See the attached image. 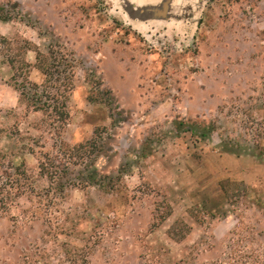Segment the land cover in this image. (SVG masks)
<instances>
[{"label":"rangeland","instance_id":"374dc122","mask_svg":"<svg viewBox=\"0 0 264 264\" xmlns=\"http://www.w3.org/2000/svg\"><path fill=\"white\" fill-rule=\"evenodd\" d=\"M117 1L0 0L8 16L0 21L8 41L0 42V188L15 181V158L26 171L16 179L23 195L15 182L4 192L11 201L0 208V264H25L24 256L38 264H222L236 216L251 211L242 198L229 204L220 184L256 188L264 201V158L224 153L216 135L198 140L175 128L212 122L224 137L264 134V0H172L164 21L139 27ZM58 44L75 60L61 129L20 100L8 62L34 66L36 49ZM28 77L42 81L32 67ZM96 129L95 164L112 175L122 166L120 191L70 187L44 215L41 154L65 162L63 144L84 143ZM143 148L149 155L138 159ZM255 216L263 227L262 213ZM69 228L72 236L54 239Z\"/></svg>","mask_w":264,"mask_h":264},{"label":"trees","instance_id":"16d2710c","mask_svg":"<svg viewBox=\"0 0 264 264\" xmlns=\"http://www.w3.org/2000/svg\"><path fill=\"white\" fill-rule=\"evenodd\" d=\"M7 19L8 16L5 14L4 8L0 6V21ZM1 41L8 43L3 36H0ZM35 54L34 66H31L23 59L19 61L20 65L16 66V61L7 56L10 68L13 71L11 86L17 91L20 100L25 102L28 108L36 112H42L49 119H52L57 129H61L69 117L67 103L74 89L75 60L72 54L59 44L48 45L45 51L36 49ZM31 67L36 69L41 75L42 81L40 83L29 80L28 72ZM175 128L178 131L188 130L198 140L212 139L213 135H216L218 148L224 153L236 155L257 154L259 158H264V134H257V139L254 140L248 139L246 135H239L238 138L224 137L216 134V128L212 122L203 125L195 121H178L175 122ZM102 140L101 130L96 129L93 137L84 143L75 146L63 144L65 162H59L53 154H41L38 161V171L49 182L47 189L43 190V195H41V197L47 199L41 206L44 215L52 213L53 207L61 203L63 194L70 187H96L106 192L116 193L120 191L117 183L124 173L122 166L118 169L116 175H112L101 172L95 164L97 154L102 150ZM147 153L143 148L137 154V158L143 159L149 155ZM12 167L15 181L9 184L6 183L0 188L1 209L6 208V203L11 201L9 200L11 199L10 195L5 196V190L7 192L8 187L11 189L14 182L19 185L16 180L18 176L24 177L26 175L23 160L15 158L12 162ZM62 179H66L64 184L61 183ZM230 185L232 187H229ZM220 189L229 204L236 207L241 204L242 198L246 204L244 210L251 211L248 217L244 215L246 213L244 211V214L236 216V222L229 231L224 251L221 253V263L264 264V226L261 227V219L255 216V212H260L264 217V201L259 197L257 189L232 182L221 183ZM17 191L18 195L25 193L24 188H21L20 185ZM51 194H56L58 197H52ZM204 210L210 218H215L219 214L218 212H209L206 208ZM76 224L74 223L73 226L75 227ZM47 226L48 228L50 227L49 225ZM61 226L64 227V224ZM69 229L67 230L69 234L65 232L54 233V239H58L59 235L72 236L71 233L74 229ZM172 235H175V233ZM88 241L84 245L85 249L90 247ZM64 251L68 252L67 249ZM72 251L70 250V253ZM70 253H68L67 260L71 257ZM23 258L25 264L39 263L33 260L28 261V256ZM75 260L70 258V264H75ZM86 262V257H84L81 264H86Z\"/></svg>","mask_w":264,"mask_h":264},{"label":"water","instance_id":"95a60500","mask_svg":"<svg viewBox=\"0 0 264 264\" xmlns=\"http://www.w3.org/2000/svg\"><path fill=\"white\" fill-rule=\"evenodd\" d=\"M200 2H202V0ZM171 3L172 0H161L157 6H147L135 4L133 1L126 0L123 3H118V7L124 12L130 24L139 27L144 23L152 21H164L170 10Z\"/></svg>","mask_w":264,"mask_h":264},{"label":"crops","instance_id":"0c3cea01","mask_svg":"<svg viewBox=\"0 0 264 264\" xmlns=\"http://www.w3.org/2000/svg\"><path fill=\"white\" fill-rule=\"evenodd\" d=\"M126 0H118V3H123ZM133 1L135 4H143L147 6H157L161 0H130Z\"/></svg>","mask_w":264,"mask_h":264}]
</instances>
